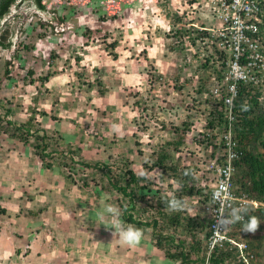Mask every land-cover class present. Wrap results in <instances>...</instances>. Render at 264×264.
<instances>
[{"label": "rangeland", "instance_id": "rangeland-1", "mask_svg": "<svg viewBox=\"0 0 264 264\" xmlns=\"http://www.w3.org/2000/svg\"><path fill=\"white\" fill-rule=\"evenodd\" d=\"M23 1L12 6L4 19V25L13 29L14 44L0 51V216L11 222L10 217L13 218V225L7 221L3 225L10 228L14 239L18 237L19 245L26 249L19 228H14L16 212L22 213L35 202L40 204V210L42 202L46 207L56 204L59 208L75 207L71 198H61V194L73 193L84 209H95L98 213L96 205L102 199L108 208L113 204L119 209L118 218L104 214L99 225L92 221L86 224L88 228L82 226L92 235H95L92 228L105 232L112 230L110 223L119 220L123 224L120 203L126 198L115 189L108 190V181L109 177L115 178L119 167L127 161L130 168L145 177L143 183L160 195L179 192L181 182L187 183L189 179H173L160 167H153L152 161L164 143L178 138L174 127H182L186 117L177 116L169 108L189 103L191 109L194 100L188 93H195L198 79L194 76L195 66L186 65L184 70V48L173 49L174 37L165 33L168 22L173 21L170 15H177L175 8L185 9L193 0H57L54 10L40 13L30 1ZM154 27L164 34L162 47L148 53L146 41L155 40ZM158 52L170 55L168 70L155 63ZM6 61L9 75L4 72ZM29 69L33 74L28 73ZM209 72L205 68L200 75L206 78L202 80L206 87ZM179 73L187 87L182 92L175 88L173 80ZM31 115L32 131H45L49 149L54 151V156L44 161L35 153V137L29 136L23 142L10 134L11 125L4 127L7 120L23 123ZM200 116L187 132L182 153H176L185 156L181 165L186 163L194 172L196 168L189 159H199L204 150V143L194 138L204 127V117ZM46 162L52 166L46 167ZM82 162H98L107 168L103 172ZM156 196L159 195L151 194L147 201H155ZM194 201L192 196L188 203L194 207ZM146 202H138L139 209ZM80 208L72 210L75 215L83 214ZM151 215L141 213V217L148 219ZM146 229L151 232V228ZM115 234L117 237V230ZM78 235L82 237L81 232ZM115 243L124 247L119 236ZM105 246L108 247L100 244L101 248ZM91 247L94 248L89 244L88 248ZM88 258L91 264H110L102 256L88 255Z\"/></svg>", "mask_w": 264, "mask_h": 264}, {"label": "built area", "instance_id": "built-area-1", "mask_svg": "<svg viewBox=\"0 0 264 264\" xmlns=\"http://www.w3.org/2000/svg\"><path fill=\"white\" fill-rule=\"evenodd\" d=\"M55 2L57 0H42L47 12L55 9ZM190 4L180 11L175 8L177 15H170L173 21L168 22L169 27L165 33L174 37L176 47L184 48L187 54L183 63L184 70L187 69L186 65L195 66L194 76L198 83L206 79L200 75L208 68L209 87L205 95L200 97L196 94L198 99L194 100L191 109L187 103L186 107L175 105L169 110L181 117L186 114V119L188 114L195 112L191 118L193 123L202 115L203 132L206 129L207 113L217 104L223 111L226 123L222 129L217 125L219 127L207 131L210 136L215 135L213 140L220 148L219 154L224 162L212 160L204 170L194 174L195 178L185 183L187 187L194 186L195 190L201 192L185 196L186 203L192 196L195 197L194 207L188 203L192 207V215L189 216L210 221V234L207 236L204 232V245L201 250L191 253L189 264H264V259L249 243L247 232L240 229L238 235H234L227 226L229 213L234 212L238 219L243 220V211L248 204L256 207L264 205L238 196L233 182L236 169L234 161L239 158L235 99L241 84L255 88L253 92L264 89V0H193ZM6 15L1 18V26L4 25ZM1 50L4 49L0 46ZM209 97L211 101L207 102ZM219 101L222 103L219 104ZM202 147L205 149V145ZM225 252L230 254L223 256ZM220 254L222 258L216 261V256ZM175 264L181 263L175 261Z\"/></svg>", "mask_w": 264, "mask_h": 264}, {"label": "trees", "instance_id": "trees-1", "mask_svg": "<svg viewBox=\"0 0 264 264\" xmlns=\"http://www.w3.org/2000/svg\"><path fill=\"white\" fill-rule=\"evenodd\" d=\"M17 0H0V22L11 9L13 4ZM32 6L37 10V13L47 12V9L42 0H31ZM105 20L104 17H102ZM43 24V23H42ZM13 29L8 24L1 26L0 24V46L2 49L7 50L14 44ZM111 46H115V43H111ZM173 49L176 45L173 43ZM178 51V49H176ZM184 59L187 54L184 53ZM9 61H6L5 74L9 75ZM33 70L29 69L28 73L33 74ZM151 72V71H150ZM153 73V72H151ZM157 76H162L158 75ZM181 73L173 76V80L176 81L175 88L182 92L186 87L185 80H181ZM45 79V77H42ZM184 82V84H183ZM193 87V86H191ZM187 88V87H186ZM255 89L249 85L241 84L239 87V94L235 99V132L238 139L237 151L239 152V158L234 161L235 172L233 174V182L235 187V193L238 196L245 197L250 200L258 201V204H264V89ZM195 93H188L193 100H197L198 96L205 95V91H208L205 83L200 80ZM197 92V93H196ZM198 94V96L196 95ZM211 98L207 99L210 102ZM222 102L219 101V104ZM195 112L187 115V119L183 120L180 127L175 126L174 131L178 135V138H173L164 143L160 149L156 151V157L152 161L153 167H160L163 173L170 176L173 179H191L196 172L204 170L212 160L216 159L219 163L224 162V158L219 154L220 148L214 143V136H210L208 130H212L217 125L223 127L226 123L224 119L223 111L219 109L217 104L213 105L206 116L205 130L199 131L194 137L198 142H202L205 145V149L202 151L199 159L192 157L189 159L192 161L190 165L196 168V171L190 167L182 164V158H185L183 154L176 155V153H182V145L187 139V132L191 130ZM186 117V114L184 115ZM33 118L31 115L29 119L23 123L12 122L7 120V125L12 126L11 135L17 137L20 141L26 142L29 136L35 137V153L41 160H46L54 156V151L49 149V137L45 131L38 133V131H32ZM216 121V122H215ZM7 130V129H6ZM212 145V146H211ZM141 151V150H140ZM65 156V153H61ZM183 155V157H182ZM54 158V157H53ZM43 160V161H44ZM46 167H51L50 162H46ZM82 165L86 167H95L101 169L104 172L107 165L98 162L85 163ZM147 166V164H146ZM107 168V167H106ZM109 174V172L105 173ZM144 176L138 175L136 171L128 166V161L119 167V172H116L115 178L109 177V189H115L118 191L125 200L120 203L121 218L124 225H133L143 231L146 228H151V239L153 245L164 252L167 258L178 261L181 264H189L191 262V253L202 249L204 245V232L208 236V225L210 221L204 219L197 220L194 216H189L187 207L185 206V196L187 194L195 195L201 192L195 190L194 186L187 187L184 182L181 183V189L173 193L159 194L156 190L149 187L148 184L143 183ZM172 190V189H171ZM173 191V190H172ZM169 191V192H172ZM155 201H147V197L151 194H156ZM168 193V191H167ZM176 199L181 202V206L177 210H172L168 207V202L172 199ZM147 201V202H146ZM138 202H146L144 208L139 209ZM143 211L151 212V218L148 219L141 217ZM138 214L139 216H136ZM244 219L240 220L237 214L231 212L228 214V230L234 235H238L239 230L243 229L247 232L250 239L249 243L256 250L257 254L264 259V205L258 207L253 204H248L243 211ZM255 217L258 220V228L255 232L248 230V225L251 219ZM27 253L30 246V240H26ZM223 254V253H222ZM222 254L217 255L215 260L218 261L222 258ZM229 252H225L223 256L229 255Z\"/></svg>", "mask_w": 264, "mask_h": 264}, {"label": "crops", "instance_id": "crops-1", "mask_svg": "<svg viewBox=\"0 0 264 264\" xmlns=\"http://www.w3.org/2000/svg\"><path fill=\"white\" fill-rule=\"evenodd\" d=\"M158 27L153 29V31L156 29L154 32L155 40L146 41L148 46H145V49L147 51L150 50L148 53L157 52L162 47L164 34L161 33L160 27ZM147 34L150 35V32H147ZM144 41L142 42L143 45ZM161 53H157L158 56L154 57V61L164 70L171 65L170 55L168 56L166 52L163 55ZM55 195L57 196V194ZM63 196L71 198V205L75 207L68 208L67 205H64L61 209L57 207V204L46 207V203L42 202L43 207L40 210L38 209L40 204L35 202L31 208L26 207V210L20 214L15 211L16 225L14 224V228L18 227L22 234L20 236L22 239L21 243L22 241L25 243L27 239L30 240L27 253L19 245V238L16 237L14 239L10 228L3 225L7 220L0 216V264H84L85 261H88L87 264H91L92 261H90L88 255L91 258L94 256H102V259L107 258L110 260V264H175L174 260L167 258L162 250L157 249L153 245L151 233H147V229L144 231L141 243L134 247H118V244L115 243V238H118V236H115V223L119 221H116V218L114 224L110 223L112 230L108 229L105 232H101L97 228H92L95 235L89 233V229L84 230L82 228L83 225L93 221L94 225L97 226L102 215L110 214L107 211L108 206L105 205L106 200L102 199L100 200L102 202H98V205H96L99 214L95 209H84V205L80 203L79 199H75L76 195H73V193L61 194V198ZM78 206L81 207L80 212H83V214L75 215L72 210L75 208L77 210ZM110 206H113V204H110ZM12 214L13 212L8 213V217L12 216ZM47 216H50V218L46 219ZM88 216L96 217L90 219ZM10 220L12 222H7H11L13 225V218L10 217ZM88 226L86 225L87 228ZM55 227H57L58 231L53 230ZM79 232H81L82 237L78 235ZM75 243L77 245H74ZM101 243L108 247L101 248ZM89 244L94 248H88ZM79 256L81 258H78Z\"/></svg>", "mask_w": 264, "mask_h": 264}, {"label": "clouds", "instance_id": "clouds-1", "mask_svg": "<svg viewBox=\"0 0 264 264\" xmlns=\"http://www.w3.org/2000/svg\"><path fill=\"white\" fill-rule=\"evenodd\" d=\"M180 206H181V202L174 198L168 202V207L172 210H177L180 208ZM107 211L111 213L114 217L118 218L119 209L116 208L115 206H109ZM258 223H259L258 220L255 217H253L251 219L250 224L248 225V230L255 232L256 229L258 228ZM115 227L119 236V240L122 245L127 247H134V246H138L141 243L144 236V231L142 229L137 228L133 225H124L119 222H117Z\"/></svg>", "mask_w": 264, "mask_h": 264}, {"label": "flooded vegetation", "instance_id": "flooded-vegetation-1", "mask_svg": "<svg viewBox=\"0 0 264 264\" xmlns=\"http://www.w3.org/2000/svg\"><path fill=\"white\" fill-rule=\"evenodd\" d=\"M28 1H30L31 2V0H28ZM19 2H24L23 0H20Z\"/></svg>", "mask_w": 264, "mask_h": 264}, {"label": "bare ground", "instance_id": "bare-ground-1", "mask_svg": "<svg viewBox=\"0 0 264 264\" xmlns=\"http://www.w3.org/2000/svg\"><path fill=\"white\" fill-rule=\"evenodd\" d=\"M254 203H257L258 204V201L255 200Z\"/></svg>", "mask_w": 264, "mask_h": 264}]
</instances>
